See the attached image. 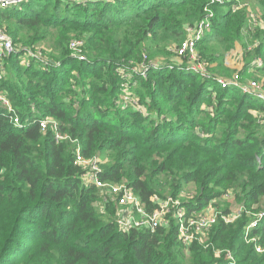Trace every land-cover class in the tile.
Instances as JSON below:
<instances>
[{
  "label": "trees",
  "instance_id": "1",
  "mask_svg": "<svg viewBox=\"0 0 264 264\" xmlns=\"http://www.w3.org/2000/svg\"><path fill=\"white\" fill-rule=\"evenodd\" d=\"M233 4L29 0L0 8V28L15 47L4 60L0 90L23 122L39 120L20 128L0 108V264H230L231 257L264 264V253L256 252L264 247V217L248 235L255 241L247 244L244 233L248 212L264 213V123L252 114L264 104L169 57L162 66L148 59L173 56L172 46L208 19L212 32L197 48L209 67L222 65L246 30L245 14ZM71 35L84 41L85 61L73 57ZM53 36L60 52L45 58L39 46ZM254 38L259 44L246 56L264 65V29ZM123 70L152 119L121 106ZM62 90L68 97L57 100ZM45 119L69 139L58 143L52 124L42 129ZM72 140L85 159L103 158V180L128 184L149 205L155 195L177 198L194 184L201 193L185 201L190 211L214 203L225 215L242 208V216L232 224L219 220L189 248L174 222L154 233L122 232L113 205L99 210L101 191L84 182ZM222 198L240 205L220 210Z\"/></svg>",
  "mask_w": 264,
  "mask_h": 264
},
{
  "label": "built area",
  "instance_id": "2",
  "mask_svg": "<svg viewBox=\"0 0 264 264\" xmlns=\"http://www.w3.org/2000/svg\"><path fill=\"white\" fill-rule=\"evenodd\" d=\"M26 0H0V8H8L19 5ZM81 1V0H80ZM213 2H229L231 0H212ZM237 8V7H236ZM208 13V9L206 10ZM209 20H203L197 27L189 29V37L182 45H173L172 50L179 58V66H184L186 69L201 75L208 76L204 70V66L209 67V63H206L204 59L199 55L197 44L205 35V27H209ZM85 43L83 40H72L69 48L75 59L79 61H85L87 58L84 55ZM15 52L14 42L9 35L0 28V84L4 79V60L6 57L12 55ZM40 54V53H39ZM41 55V54H40ZM159 65V64H158ZM262 65V64H260ZM199 66H202L199 67ZM174 68V65H171ZM147 68L144 69L145 75ZM131 71H135L131 69ZM128 86L129 72H120ZM220 85L226 88L229 83L224 80H219ZM233 84V83H232ZM230 85V84H229ZM242 90L244 94L253 95L257 97L264 104V93L259 90V87L254 84L252 88L242 87L233 84ZM250 90V91H249ZM126 100L133 106L141 110L140 105L136 99H133L130 91L125 90ZM0 108L7 111V115L10 116L11 122L15 126L20 128L28 127V122L34 123L39 121L36 118L23 122L15 108L12 106L7 95L0 90ZM41 121V120H40ZM52 124L53 131L55 133V139L58 143L69 139L68 136L63 135L59 129L56 121L53 119H45L41 121V127L43 130ZM76 144L75 148V164L83 169V180L88 185L97 187L102 194V200L99 204L101 212L107 210V207L112 205L115 207V223L118 229L122 232L129 233L134 230L143 232H157L160 229L169 228L174 222L177 227L178 239L182 245L189 248L194 242H203L211 230V228L218 223L219 220H223L227 224H232L239 220L242 216L243 209H238L228 215H225L218 211L216 208H212L211 205L203 209V211H190L185 201H182L179 197H167L161 198L157 195L150 199L151 205L145 203L141 197L126 183L115 184L107 182L102 179L103 170L101 168V160L85 159L82 154L81 145L77 140H72ZM257 225L247 226V233L251 228ZM253 241H255L253 239ZM252 241V242H253ZM261 247H256L258 252H262Z\"/></svg>",
  "mask_w": 264,
  "mask_h": 264
},
{
  "label": "rangeland",
  "instance_id": "3",
  "mask_svg": "<svg viewBox=\"0 0 264 264\" xmlns=\"http://www.w3.org/2000/svg\"><path fill=\"white\" fill-rule=\"evenodd\" d=\"M29 0H26L23 3H26ZM81 1H89V0H81ZM229 2H233L234 6L232 7L234 12L237 11H242L245 16H246V30L244 31V34L242 35V38L240 39L239 43L235 46L233 50H231L229 53L226 54L225 59L223 60V64L220 65L217 62L211 65L210 67L204 66L205 73H208L209 77H214L215 79L219 80H224L225 82L229 83L226 88H232L235 87L239 89L241 92L242 90L236 86H233V84L238 85L244 89L245 87L252 88L254 84H256L259 87V90L264 93V72L260 71L261 67H263V58H255L254 56H249L247 57L249 53H253V50L259 44V41L254 38V36L257 33V30H263L264 29V0H231ZM22 4V3H21ZM20 5V4H19ZM237 7V8H236ZM209 13L213 14V12H221V11H226L222 8H210ZM212 28L210 27H205V33H211ZM53 33H57V31H54ZM57 37L53 36L47 39L44 43H42L39 46V50L41 51V54H45V58H49L52 55L57 56L58 53L60 52V49L57 46ZM72 40H78L74 35L70 36V41ZM175 46V45H174ZM199 55L202 57L199 49H198ZM35 54V53H34ZM26 58H21L23 61H27V56ZM169 57L170 60L172 61H178L179 58L176 56V54L173 52V56H166V57H156V58H148L150 61H156L158 62L157 64L163 65V62H165L166 58ZM43 58L44 60H46ZM205 60V59H204ZM162 62V63H161ZM156 64V66H157ZM262 64V65H260ZM202 68V66H199ZM260 67V68H259ZM121 71H119L120 73ZM224 72V73H223ZM123 80V79H122ZM233 83V84H232ZM68 86H73L70 83H68ZM122 87L124 91L128 89L130 91L131 96L132 92L135 87H137L136 83L129 82L128 86L125 85L124 82H122ZM78 89L75 86L74 89ZM250 91V90H249ZM243 93V92H242ZM245 95V94H244ZM247 96L257 100V97L253 95H248ZM67 96L66 91L62 90L59 95H57V100L65 99ZM127 96L124 94L120 98V104L123 106L124 109H132L136 110L140 113L144 114V117L147 119H152V117L148 114V110L146 107L138 109V108H133V106L126 100ZM133 99H136L135 96H132ZM137 100V99H136ZM259 100V99H258ZM260 101V100H259ZM261 102V101H260ZM257 102V105H260L261 103ZM125 105V106H124ZM204 107H208V105H204ZM260 106H255L252 109V114L258 118L260 121L264 123V111L259 110ZM212 111V107L209 108ZM101 161H104L103 158H101ZM201 192L197 189V187L194 184H186L185 187L183 188L181 194L179 195V198L182 201H188L190 199H195L197 196H199ZM166 196L171 197L170 194H167ZM218 207L220 210L225 211L226 208L229 209V211H234L240 205V203L236 200L233 201H227V199L222 198L221 200H216ZM215 201V203H216ZM212 208H215L214 203L210 204ZM209 205V206H210ZM100 210V209H99ZM247 217L249 219V226L254 225L257 223L259 224V221L264 217V213L257 214L255 213L254 210L251 212L249 211L247 214ZM256 225V226H257ZM247 226L245 227L244 233L246 235V243L250 244L253 241V238L248 237L249 233H247L246 230ZM253 228H251L252 230ZM250 230V231H251ZM255 240V238H254ZM256 247H261L257 245ZM262 252H258L256 249L257 253L263 254L264 253V247L260 248ZM230 264H235L236 260L235 258L231 257V260L229 262Z\"/></svg>",
  "mask_w": 264,
  "mask_h": 264
},
{
  "label": "crops",
  "instance_id": "4",
  "mask_svg": "<svg viewBox=\"0 0 264 264\" xmlns=\"http://www.w3.org/2000/svg\"><path fill=\"white\" fill-rule=\"evenodd\" d=\"M29 120H31V119H29ZM35 122V121H34ZM33 123H31V122H28L27 124H26V126H30V125H32Z\"/></svg>",
  "mask_w": 264,
  "mask_h": 264
}]
</instances>
